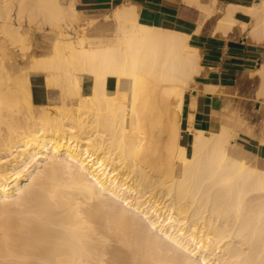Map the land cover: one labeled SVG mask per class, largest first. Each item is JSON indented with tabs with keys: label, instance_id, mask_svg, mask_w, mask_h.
Here are the masks:
<instances>
[{
	"label": "bare ground",
	"instance_id": "bare-ground-1",
	"mask_svg": "<svg viewBox=\"0 0 264 264\" xmlns=\"http://www.w3.org/2000/svg\"><path fill=\"white\" fill-rule=\"evenodd\" d=\"M183 1L204 13L197 33L217 16L213 34L240 23L264 38V0ZM14 6L56 31L17 71L0 53V264H264V158L235 153L239 130L224 120L192 129L186 153L182 108L203 67L192 33L127 1L96 44L65 30L75 0H0V34L23 55L32 38ZM254 71L264 99V59ZM38 73L58 101L33 99ZM218 176L239 193L231 204L214 197Z\"/></svg>",
	"mask_w": 264,
	"mask_h": 264
},
{
	"label": "crops",
	"instance_id": "crops-1",
	"mask_svg": "<svg viewBox=\"0 0 264 264\" xmlns=\"http://www.w3.org/2000/svg\"><path fill=\"white\" fill-rule=\"evenodd\" d=\"M127 1L140 5V18L145 22L174 24L190 31L192 43L200 49L203 67L195 78V84L188 90L181 115L186 153L192 152V129L208 130L213 124L224 120L239 130L233 144L235 153L249 157L251 153L256 152L257 157L264 158V144L258 142L261 131L254 124V114L251 113L254 105H260L253 96L255 75L250 73L254 72L264 59V38L260 41L253 38L249 32L250 24L243 28L240 23L235 24L227 33L216 30L213 34L217 22L214 17L205 20L197 33L194 28L201 16L200 12L198 16L194 11L199 9L183 0H75V3L80 10H86L108 3L114 7ZM234 1L246 4L252 2ZM243 20L247 23L251 21L249 16H243ZM210 83L220 86L218 92L203 89L205 84ZM52 90L46 89L43 84L40 89L35 88L34 92L39 93L37 96L42 102H48L53 98ZM242 117L250 125L240 130Z\"/></svg>",
	"mask_w": 264,
	"mask_h": 264
},
{
	"label": "rangeland",
	"instance_id": "rangeland-1",
	"mask_svg": "<svg viewBox=\"0 0 264 264\" xmlns=\"http://www.w3.org/2000/svg\"><path fill=\"white\" fill-rule=\"evenodd\" d=\"M121 4H117L113 7V4L108 3V4H104L103 6H100L99 8H88L86 10H80L78 8L79 6L78 7L76 6L75 15L68 17V21L65 23L66 26L64 25L65 30L68 33H70L72 36H74L76 40L80 39L83 35L86 34V35H93L91 39L93 42H96V44L102 41L104 42L108 41L113 38L114 30L115 28H117V21L115 19V9L119 7ZM194 12L198 16L200 12L201 18L204 17V13L202 12V10L200 11L197 10ZM12 13L14 16V22L18 25H23L26 29H28L32 38L30 40L31 45L29 44L31 47L27 49L26 55H23L22 53L26 51H24V49H21L24 46H22V42L19 39L13 42L11 39H9V37L6 36L7 37L6 38L5 35L0 34V41H1L0 46H2L0 47V53L4 54L5 61L6 63L9 64L11 70L17 71L20 67H27L33 57L36 58V56H40L44 53H47V51L50 50L51 47L50 40L54 37L56 29L50 26L49 24L44 23L43 20H41L42 19L41 17H39L40 19H36L31 22L29 21V19H27L28 17L26 16H22L20 19H18L17 9H15V6L12 9ZM216 18L217 16L214 17V19ZM1 48H3V50H1ZM259 62L257 63V65H259ZM252 74L255 75V84L252 87L254 93L253 96H255V99L258 100V104L260 106L254 105L252 107L251 113L254 114V121H255L254 124H256L258 129L261 131L262 118L264 116V99L258 98L256 96V91L260 86L261 76L256 71L252 72ZM32 78L34 81L33 82L34 84L32 86L33 99L34 100L36 99L35 101H40L39 96H37L39 93L37 94L34 91L35 88L40 89L43 86V82H42L43 74H39V73L37 75L34 74ZM191 87L192 86L188 87V90L191 89ZM57 94L58 92L53 89L52 90L53 98H51L48 102L53 103L58 101L59 96ZM258 107L259 109H257ZM169 117L170 115L168 114L164 115L163 121L166 123ZM229 120L233 121V119H229ZM246 125H250V123L247 122L246 119H243V123L241 124L240 130L244 129ZM260 137L261 134L259 138ZM167 138L168 137L165 138L166 141ZM255 153H251L249 157L241 156V158L243 159L251 158L253 159L252 162L254 163L256 158ZM225 181L226 180L222 176H218L212 179V183L214 184V187L216 189L214 196L215 199L218 202L224 200L226 205V199L228 200V203L231 204V200L236 201L238 199L237 196L239 195V193L237 192V190L229 191L230 188L234 189L235 186L231 187L230 185L228 187ZM233 185H237V183L234 182ZM235 207L237 206L235 205ZM244 212H245V208L242 209V213ZM231 213H236V210L233 209Z\"/></svg>",
	"mask_w": 264,
	"mask_h": 264
}]
</instances>
